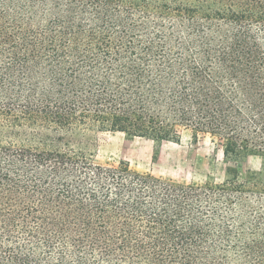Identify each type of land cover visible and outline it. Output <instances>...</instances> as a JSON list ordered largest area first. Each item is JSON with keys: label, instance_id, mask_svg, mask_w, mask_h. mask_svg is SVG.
Wrapping results in <instances>:
<instances>
[{"label": "trees", "instance_id": "1", "mask_svg": "<svg viewBox=\"0 0 264 264\" xmlns=\"http://www.w3.org/2000/svg\"><path fill=\"white\" fill-rule=\"evenodd\" d=\"M94 132L231 165L100 164ZM0 264H264V0H0Z\"/></svg>", "mask_w": 264, "mask_h": 264}, {"label": "rangeland", "instance_id": "2", "mask_svg": "<svg viewBox=\"0 0 264 264\" xmlns=\"http://www.w3.org/2000/svg\"><path fill=\"white\" fill-rule=\"evenodd\" d=\"M86 141L92 144L95 161L100 164L125 160L137 171L182 183H200L208 177L221 182L227 166L231 165L207 135H200L193 142L189 132L183 133L179 143L164 141L160 145L144 138H128L118 132L90 133ZM260 163L258 156H248L239 163L241 175H245L247 170H259Z\"/></svg>", "mask_w": 264, "mask_h": 264}]
</instances>
